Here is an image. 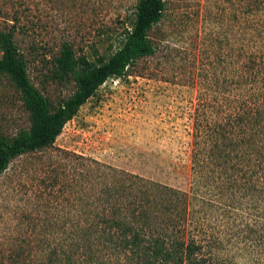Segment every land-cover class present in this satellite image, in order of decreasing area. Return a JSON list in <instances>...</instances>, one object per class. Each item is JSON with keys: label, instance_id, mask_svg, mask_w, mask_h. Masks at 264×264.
<instances>
[{"label": "rangeland", "instance_id": "rangeland-1", "mask_svg": "<svg viewBox=\"0 0 264 264\" xmlns=\"http://www.w3.org/2000/svg\"><path fill=\"white\" fill-rule=\"evenodd\" d=\"M136 1L0 0V12L20 13L14 39L28 79L54 104L75 89L51 78L60 43L90 61L105 58L120 45ZM253 12V0H165L147 32L154 52L100 84L51 145L14 157L0 173V264H112L105 250L74 242L79 183L90 186L94 162L107 174L125 171L186 191L197 91L204 74L219 75L242 37L252 36ZM27 126L19 92L0 76V134ZM221 248L230 264H249L245 252L227 242Z\"/></svg>", "mask_w": 264, "mask_h": 264}, {"label": "trees", "instance_id": "trees-1", "mask_svg": "<svg viewBox=\"0 0 264 264\" xmlns=\"http://www.w3.org/2000/svg\"><path fill=\"white\" fill-rule=\"evenodd\" d=\"M253 3L252 36L242 37L219 75L205 73L197 91L188 189L125 171L107 174L94 162L90 186L79 183L78 248L103 249L112 264H230L221 248L227 242L245 252L249 264H264V0ZM164 6L165 0H137L120 45L96 62L62 41L51 78L73 81L75 89L54 104L28 79L14 39L20 13L0 12V76L19 92L28 118L27 128L11 137L0 134V173L14 157L51 145L100 84L124 76L135 60L154 52L147 32Z\"/></svg>", "mask_w": 264, "mask_h": 264}]
</instances>
